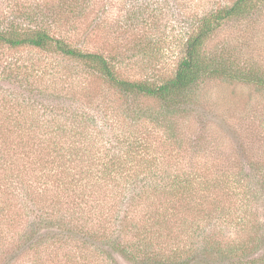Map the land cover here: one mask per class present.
Listing matches in <instances>:
<instances>
[{
	"label": "trees",
	"instance_id": "16d2710c",
	"mask_svg": "<svg viewBox=\"0 0 264 264\" xmlns=\"http://www.w3.org/2000/svg\"><path fill=\"white\" fill-rule=\"evenodd\" d=\"M93 1L42 0L20 15L10 3L0 20V47L75 60L122 100L82 80L71 83L81 86L71 97L36 87L19 81L26 66H10L7 76L23 94H10L22 109L12 127L0 126V264H264V161L228 169L212 159L213 146L189 159L176 119L207 77L264 90L263 73L234 68L204 47L225 21L249 16L260 0L198 10L174 76L160 83L124 79L113 56L75 45L92 33ZM53 25L61 31L52 33ZM138 96L159 108L129 101ZM28 116L44 123L15 125ZM145 124L163 130L164 149Z\"/></svg>",
	"mask_w": 264,
	"mask_h": 264
},
{
	"label": "rangeland",
	"instance_id": "374dc122",
	"mask_svg": "<svg viewBox=\"0 0 264 264\" xmlns=\"http://www.w3.org/2000/svg\"><path fill=\"white\" fill-rule=\"evenodd\" d=\"M41 1L0 0V20L3 15L8 18L10 3L16 4L17 12L14 13L20 15L28 11L30 4ZM204 1L207 0H95L89 17L92 33L87 40L75 45L86 51L113 56L115 70L124 79L163 82L174 76L184 56L186 38L201 17L198 10L229 6L235 0H212L214 3L210 4H203ZM254 7L249 16L225 21L205 40L204 47L209 54L216 53L228 60L234 68L264 74V2H255ZM59 31L53 25L51 32ZM34 65L37 70L33 69ZM10 66H26L19 81H29L36 87L48 90L56 87L59 93L71 97L72 91L81 88L79 85L71 87V83L82 80L90 82L91 87L107 91L113 100L122 102L120 95L109 90L96 73L90 75L87 68L75 60L35 48L3 46L0 47V126L3 127L13 126L12 114L20 108L9 101L12 92L16 90L23 94L18 87L20 83L7 76ZM193 96L195 103L176 118L182 128V142L191 150L187 158L195 157L197 152L194 150L211 151L210 146H213L216 153L212 154V159L223 161L228 169L234 163L246 165L252 161H264V90L238 80L207 77L200 81ZM129 101L134 105L159 108L157 100L147 96L130 98ZM63 102L70 103L65 99ZM110 114L114 115L113 112ZM35 119L37 117L28 116L26 121L15 122V125L44 123ZM141 126L150 132L151 137L154 136L153 145L164 149L163 130H156L151 124ZM119 259L121 264H129Z\"/></svg>",
	"mask_w": 264,
	"mask_h": 264
}]
</instances>
